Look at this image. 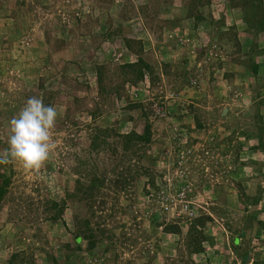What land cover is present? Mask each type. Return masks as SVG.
Instances as JSON below:
<instances>
[{
    "label": "rangeland",
    "instance_id": "rangeland-1",
    "mask_svg": "<svg viewBox=\"0 0 264 264\" xmlns=\"http://www.w3.org/2000/svg\"><path fill=\"white\" fill-rule=\"evenodd\" d=\"M247 1L0 0V153L29 97L58 111L39 171L0 165V264H264V22ZM135 51L154 71L137 83Z\"/></svg>",
    "mask_w": 264,
    "mask_h": 264
},
{
    "label": "clouds",
    "instance_id": "clouds-1",
    "mask_svg": "<svg viewBox=\"0 0 264 264\" xmlns=\"http://www.w3.org/2000/svg\"><path fill=\"white\" fill-rule=\"evenodd\" d=\"M57 108L31 96L9 121L8 148L0 153V165L18 162L25 170L39 171L55 147L52 132Z\"/></svg>",
    "mask_w": 264,
    "mask_h": 264
},
{
    "label": "trees",
    "instance_id": "trees-1",
    "mask_svg": "<svg viewBox=\"0 0 264 264\" xmlns=\"http://www.w3.org/2000/svg\"><path fill=\"white\" fill-rule=\"evenodd\" d=\"M201 1V0H199ZM247 2H251V6L250 8L254 11L256 10L258 12V10H260L261 12V15H262V21L261 22H264V0H248ZM203 16L201 15H198L197 17V20L199 22H201L203 20L202 18ZM261 26H263L264 24L260 23ZM121 31H118V34H120ZM127 41V46L129 47V49L133 52L134 49H133V45L135 44L134 41H131L130 39H126ZM138 49H142L143 46H142V42H138ZM136 55L138 56V59L136 62L134 63H126V64H123L121 65V68L123 69V72H124V75L125 77L127 75H130L129 77L131 79H129L131 82L133 83H137L141 80L144 79V77L146 76H150L151 75H154V71H153V66L150 65L149 63L145 62L144 59H142L141 57H139L140 54H137L138 52H136ZM263 68H264V64L262 65ZM259 69H260V66L258 64H254V66H252V70L254 71L255 74H257L259 72ZM99 80L100 82L102 81V78H101V75L99 77ZM264 87V86H262ZM103 90V89H101ZM131 107V106H130ZM135 106H132L131 108H134ZM259 122V121H258ZM197 125L199 128H203L205 125L200 122V121H197ZM105 132H100L99 134H96L95 135V138L92 142V145H91V150L92 151H97L101 146L102 147H105L107 145V143L105 142L104 138L102 140L101 139V136L104 135ZM255 136H257V138H259L260 140V147L263 146V140H264V123L262 121V119H260V122H259V126L257 127V132L254 134ZM126 139L125 141V145H124V151H125V154H126V157H131L132 155H134L135 153V150L137 149V145L139 146H145L149 143H151L152 141V127L150 124H146L145 127H144V131L143 133H135V132H130L128 133L127 135H125L124 137ZM253 149H255L256 147H252ZM132 151L131 155H130V152ZM129 163H130V159H129ZM131 164V163H130ZM137 169V164L133 165L131 164V171L133 170H136ZM130 174V173H129ZM120 177L124 180H128L129 178L128 175L125 173V171H123L122 175H119L118 178H117V181L120 179ZM97 179V178H96ZM98 180V179H97ZM119 182V181H118ZM9 185V180L7 178H4L3 180V183L2 185H0V200H1V197H3L6 193H7V187ZM103 185V181H96L95 179L90 183L89 185V190H87L86 192H84L85 195H88V196H91L92 195V192L94 190H96L97 188H100L102 187ZM88 192V193H87ZM51 210H55L51 216V220H58V218H60L62 212H63V205L59 204L58 202H52L51 204ZM195 215V222H193V227L191 228V232L193 231H196V227L198 226V224H203V217H199L198 216V212L195 213L193 211V216ZM260 225H263L264 222H260L259 223ZM88 225V224H87ZM171 227H174V226H171ZM169 230H173V228H167ZM177 229V230H176ZM180 230L179 228H175V232ZM90 233H84L82 235V233H80L82 235V237H78L77 238V242H80V239L81 238H84V239H87L88 240V243H89V249H93L95 246H96V243H97V239H96V236L94 235V233H92V231H89ZM199 233V232H198ZM201 235H202V232H200ZM194 234V233H192ZM190 234V235H192ZM196 236V235H195ZM200 238H194V241H197L199 240ZM238 240L236 239L235 242H237ZM197 244V249L195 250V252H198L200 251L201 249V241H197L196 242ZM9 264H14V262L12 261V259L9 261Z\"/></svg>",
    "mask_w": 264,
    "mask_h": 264
},
{
    "label": "built area",
    "instance_id": "built-area-1",
    "mask_svg": "<svg viewBox=\"0 0 264 264\" xmlns=\"http://www.w3.org/2000/svg\"><path fill=\"white\" fill-rule=\"evenodd\" d=\"M189 208V204L187 205V209Z\"/></svg>",
    "mask_w": 264,
    "mask_h": 264
},
{
    "label": "water",
    "instance_id": "water-1",
    "mask_svg": "<svg viewBox=\"0 0 264 264\" xmlns=\"http://www.w3.org/2000/svg\"><path fill=\"white\" fill-rule=\"evenodd\" d=\"M225 112V111H224Z\"/></svg>",
    "mask_w": 264,
    "mask_h": 264
}]
</instances>
